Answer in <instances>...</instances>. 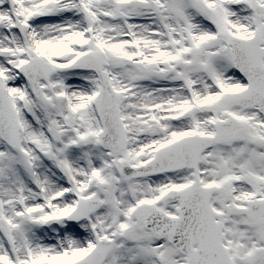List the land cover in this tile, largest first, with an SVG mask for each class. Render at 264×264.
<instances>
[{
    "label": "snow or ice",
    "instance_id": "6c2138e0",
    "mask_svg": "<svg viewBox=\"0 0 264 264\" xmlns=\"http://www.w3.org/2000/svg\"><path fill=\"white\" fill-rule=\"evenodd\" d=\"M0 264H264V0H0Z\"/></svg>",
    "mask_w": 264,
    "mask_h": 264
}]
</instances>
